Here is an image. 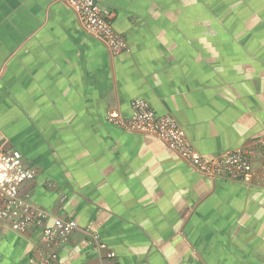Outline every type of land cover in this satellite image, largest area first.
<instances>
[{
	"label": "crops",
	"instance_id": "obj_1",
	"mask_svg": "<svg viewBox=\"0 0 264 264\" xmlns=\"http://www.w3.org/2000/svg\"><path fill=\"white\" fill-rule=\"evenodd\" d=\"M113 55L65 0H0V151L21 188L78 230L59 264H264V0H95ZM142 99L208 159L253 150L245 181L210 178L151 135L110 123ZM93 234L103 247L95 250ZM42 229L0 220V264H37Z\"/></svg>",
	"mask_w": 264,
	"mask_h": 264
},
{
	"label": "built area",
	"instance_id": "obj_2",
	"mask_svg": "<svg viewBox=\"0 0 264 264\" xmlns=\"http://www.w3.org/2000/svg\"><path fill=\"white\" fill-rule=\"evenodd\" d=\"M65 1L75 12L85 31L101 40L111 54L120 55L125 52L128 42L113 27L114 13L102 9L95 0ZM131 106V117H117L109 112L108 121L126 131L156 137L201 175L241 182L253 171V150H233L213 159L205 158L196 150L174 117L156 115L149 103L142 99L133 100ZM35 176L36 172L26 167L23 155L18 150L10 148L0 151V220L9 222L12 231L17 234H25L32 227L42 229L37 264H59L61 250L79 226L76 222L61 218H55L54 223L47 226L50 214L34 205L28 197L20 196L21 188ZM261 176L264 178V166ZM92 238L96 244L95 250H101L103 244L100 236L93 234ZM102 259V264H117L111 252L106 253Z\"/></svg>",
	"mask_w": 264,
	"mask_h": 264
}]
</instances>
